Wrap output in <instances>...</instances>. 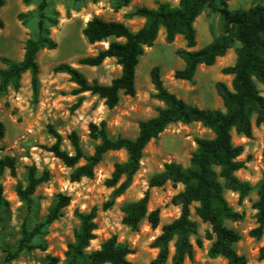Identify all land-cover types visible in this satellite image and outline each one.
Here are the masks:
<instances>
[{
  "label": "rangeland",
  "instance_id": "1",
  "mask_svg": "<svg viewBox=\"0 0 264 264\" xmlns=\"http://www.w3.org/2000/svg\"><path fill=\"white\" fill-rule=\"evenodd\" d=\"M157 2L177 6L179 0H132L126 7H117L114 0H47L44 16L54 22L48 24V35L56 47L52 50L43 49L36 56L39 68L37 96H33L30 75L26 72L21 76L19 88L8 89L0 99V122L5 129L4 137L0 138V161L5 157L13 158L15 167L13 176L7 167L0 165V185L7 204L0 210V264H65L68 244L74 241V233L79 228L76 214L89 213L93 208L96 209L95 239L90 242L87 252L99 249L102 242L115 236L118 243L133 250L127 259L134 264H147L155 257L156 250L150 244L160 234L163 225L178 217L180 209L171 200L183 187L171 182L161 187H149L148 181L153 174L162 171L166 163L187 166L196 149L195 139L212 138V133L200 123L169 125L145 147L139 170L129 188L108 210L103 209V204L108 200L111 189L105 185V181L110 177L114 165L126 160V153L122 150L106 153L96 166L92 178L73 182L70 180L72 169L48 150L55 142L50 128L60 135L61 148L70 154L73 153L68 140L71 132L78 135L85 155L93 153L98 141L90 136V124L99 126L104 123L110 138H134L138 133V122L155 116L157 108L163 106L155 99L150 82L149 74L153 67L160 69L164 86L178 98L202 109H223L215 85L223 82L230 88L232 77L222 74V69L233 65L234 49L217 58L212 66L200 65L192 82L177 80L174 72L181 69L184 62L176 51L186 49L185 43L180 36L172 43H166L163 30L159 31L153 46L145 48L139 59L135 74L136 93L133 97L121 95L114 108H107L103 100L87 92L82 94L81 104L74 107L80 96L72 93L75 84L70 82L68 75L53 72L55 66L66 63L77 68L89 82L97 81L100 84H109L120 74V66L112 58L106 59L98 67L78 64L81 57L94 55L99 49L107 47L106 42L87 43L82 35L85 24L97 16L122 22L131 31H137L144 20L128 18L127 14L135 7L155 8ZM255 3L264 6V0H230L227 9L246 10ZM0 17L4 23L0 29V68H4L1 58L20 61L25 41L37 34V2L26 6L21 0H5ZM216 23L217 14L203 12L196 18V44L191 50H198L210 43L213 36L211 25ZM257 88L264 97V85L257 83ZM231 137L234 145L243 147L239 160L245 163V167L235 174L241 181L248 182L253 190L242 201L237 194L225 192L229 206L243 216L236 222L226 221L225 225L240 235L235 249L246 258L247 264H263L257 260V256L264 245V231L260 239H255L249 233L257 225L252 204L257 199L256 185L264 170V127L253 125L251 138L237 136L234 132ZM83 163L80 160L78 165ZM30 166L37 168L38 175L47 171L49 179L36 188L28 203H24L19 200L15 190L17 184L26 186ZM145 193L149 195L148 212L159 210L158 226L152 228L143 220L138 230L132 231L122 224L121 206L124 202L142 198ZM59 194L68 197L69 204L61 210L55 221L45 224L49 209ZM195 207L196 204H192L190 208L191 219L198 223V234L191 238L193 259H186L183 264H226V260L221 257L212 259L207 255L211 242L207 234L211 228L194 214ZM22 225L28 230L38 227L31 242L32 249L21 251L15 259L5 263V250L17 248ZM196 239L201 241V247L197 246ZM167 264H170V260Z\"/></svg>",
  "mask_w": 264,
  "mask_h": 264
},
{
  "label": "trees",
  "instance_id": "2",
  "mask_svg": "<svg viewBox=\"0 0 264 264\" xmlns=\"http://www.w3.org/2000/svg\"><path fill=\"white\" fill-rule=\"evenodd\" d=\"M131 1L114 0L117 7H126ZM228 1L230 0H179L177 6H171L168 2H157L155 8L135 7L127 17L144 20L137 31H131L119 21L92 17L82 29V35L90 45L106 42L107 47L99 49L94 55L81 57L78 64L98 67L106 59H114L120 66V74L109 84L89 82L77 68L66 63L53 68V72L68 75L70 82L75 84L72 93L80 96L74 107L81 104L82 94L88 92L103 100L107 108H114L121 95H135V74L139 59L145 48L153 46L160 30H163L166 43H172L177 36L182 37L185 43L186 49L176 51L184 62L183 67L174 72L177 80L192 82L200 65L212 66L217 58L234 49L233 65L222 69V74L232 77L230 88L223 82L215 85L222 100V110L202 109L178 98L164 86L160 69L153 67L149 74L150 82L155 99L163 106L157 108L155 116L138 122V133L134 138H110L104 123L99 126L90 124V136L98 143L94 146L93 153L87 156L83 153L75 132L68 135L73 150L70 154L61 148L60 135L49 129L55 142L48 151L72 169L70 180L73 182L92 178L96 166L106 153L121 150L126 153V160L116 163L110 177L105 181L111 193L103 204L104 210L110 209L116 199L126 192L139 170L145 147L169 125L200 123L212 133V138L195 139L196 149L187 166L175 162L166 163L162 171L153 174L148 181L149 187H161L171 182L174 185L180 184L183 188L171 200L172 204L179 207V215L163 225L160 234L151 242L150 247L156 250V255L147 264H167L168 260L170 264H183L186 259L192 261L194 250L191 238L198 234V223L191 219L192 204H196L194 214L211 228V232L207 234V239L211 241L207 255L212 259L221 257L226 260V264H247L246 258L235 249L236 243L241 239L240 235L225 225L226 221L236 222L243 216L229 206L225 192L237 194L242 201L253 190L248 182L241 181L235 174L245 167V163L239 160L243 147L232 143L231 134L234 132L237 136L251 138L253 125L264 127V97L257 88V83L264 85V6L255 3L246 10H229ZM21 2L26 6L37 2V34L25 41L24 54L20 61L1 58L5 67L0 68V99L8 89L19 88L21 76L26 72L30 75L33 96L36 97L39 88L36 56L43 49L52 50L56 47V43L48 35V24L54 22L44 16L47 0ZM4 4L5 0H0V10ZM203 12L217 14L218 23L211 25L213 36L210 43L198 50H191L196 44L194 22ZM3 26L0 17V29ZM4 133V125L0 122V138L4 137ZM80 160L84 163L78 165ZM262 163L264 164V137ZM0 165L7 167L11 175H15L13 158L5 157ZM48 179L47 171L38 175L37 168L30 166L26 186H16L19 200L28 203L36 188ZM256 194L257 199L252 207L256 211L257 225L249 234L260 239L264 231V170L256 185ZM148 199L149 195L145 193L136 201L124 202L121 206L122 224L137 231L140 223L146 220L152 228H156L159 223V210L148 212ZM68 204L69 198L59 194L44 223L55 221ZM6 205L0 185V210ZM76 215L79 228L74 233V241L68 244L65 264H134L127 259L133 250L118 243L115 236L102 242L99 249L87 252L90 242L95 239L96 209ZM37 232L38 227L28 230L22 225L17 248L5 250L4 262L9 263L21 251L32 249L31 242ZM196 244L198 247L202 246L199 239H196ZM257 260L264 264V245L258 251Z\"/></svg>",
  "mask_w": 264,
  "mask_h": 264
}]
</instances>
